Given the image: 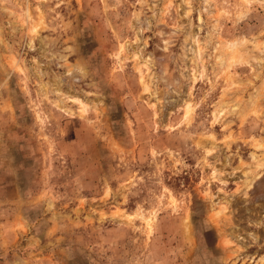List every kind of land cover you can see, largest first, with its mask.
I'll return each mask as SVG.
<instances>
[{
    "label": "rangeland",
    "instance_id": "374dc122",
    "mask_svg": "<svg viewBox=\"0 0 264 264\" xmlns=\"http://www.w3.org/2000/svg\"><path fill=\"white\" fill-rule=\"evenodd\" d=\"M0 264H264V0H0Z\"/></svg>",
    "mask_w": 264,
    "mask_h": 264
}]
</instances>
